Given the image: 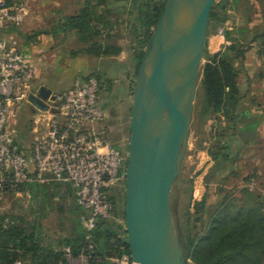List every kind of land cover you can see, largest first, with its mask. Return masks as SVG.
<instances>
[{"label":"rangeland","instance_id":"374dc122","mask_svg":"<svg viewBox=\"0 0 264 264\" xmlns=\"http://www.w3.org/2000/svg\"><path fill=\"white\" fill-rule=\"evenodd\" d=\"M155 1L157 3L156 7L162 8L160 21L168 0ZM11 6L25 9L27 15L32 5L12 2ZM213 9H215L218 17L211 21L209 19L198 64L197 93L181 149L183 158L170 193L173 230L182 246L185 264H196L192 259L190 241L193 239L199 243L226 207H229L230 211L235 213H239L240 210L243 211L244 209H260V214L264 216V188L258 177L242 174L239 166L233 172H227L224 169L222 171L217 169L216 172L215 166L213 168L214 172L208 170L211 162L209 151L215 148L219 139L220 143L223 142L227 132L226 128L229 127L227 126L229 121L225 118V114H216L212 108L208 107L204 77L205 66L209 59L224 52L227 47L231 46L233 50H236L244 47L247 43L253 42L258 33L256 30L257 23L261 24V21H257L259 19L258 15L264 13V0H216ZM94 10H96L94 15L98 16V8L96 7ZM109 22L110 24H104V26L109 25V28L106 31H102V29L100 31L101 36L96 35L92 38V41L116 48H119L120 43H123V48L129 51L132 57L131 64L134 63L132 65L135 67L129 69L132 77L131 97L129 98V113L126 125L121 133L123 138L117 143H112V141L104 138L119 149L125 158L120 176L111 186L110 191L112 195L119 193L120 198L118 200L121 203V212L124 214L119 221L122 227L123 240L128 242L126 200L131 119L134 108L133 92L148 44L144 49L136 47L133 43L135 38L134 29H130V31L125 29L127 18L123 17L119 22L114 20ZM250 23L256 27L250 29ZM157 26L158 23L153 33ZM113 30L115 33L112 34ZM215 41L218 49L216 53L212 51V45L215 44ZM74 49L79 51L80 44L77 46L75 44ZM228 54L232 61L233 51ZM140 56V66L136 70ZM75 78L76 76H72L71 83L61 82L57 88L54 87V91L51 89L53 94L58 97L69 91ZM47 102L53 103L50 99ZM36 114L41 115V112L36 110L28 100L22 101L14 109L12 123L16 129L17 141L26 152L30 151L36 138L45 134V130L38 124L41 118L36 117ZM28 119L30 121L24 125V122ZM209 124H213L212 129ZM118 134L114 133V135ZM198 191H200L199 194ZM210 193L217 194L218 198V202L214 205L215 209L211 211L208 209L207 204L209 197L206 196ZM83 215L84 212L79 206L75 192L66 183L51 181L41 186H28L25 191L20 193H6L0 204V245L10 246L8 242L9 234L6 232L10 228L19 229L22 232L21 237L25 239L22 254H24L23 258L26 259V263H28L32 251L38 252L41 257L48 255L50 259L48 261L52 263L53 259L51 258L53 256H50V251L61 250L66 253L68 264H87L88 260L82 257L81 252L78 255L74 254L80 250L84 241ZM22 242L21 238L17 240V244H22ZM112 262L116 264H134L131 253L130 255H123L121 259L113 258Z\"/></svg>","mask_w":264,"mask_h":264},{"label":"water","instance_id":"95a60500","mask_svg":"<svg viewBox=\"0 0 264 264\" xmlns=\"http://www.w3.org/2000/svg\"><path fill=\"white\" fill-rule=\"evenodd\" d=\"M184 1L168 0L148 43L133 92L126 225L134 264H185L173 230L170 193L183 158L181 149L197 93L198 64L216 0H202L195 13L187 11L174 25V12ZM197 33L203 36L200 48L181 62L185 43ZM145 69L148 72L143 76ZM49 99L53 101L56 96L44 86L38 95L30 94L28 102L39 112H47ZM167 225L169 233L164 232Z\"/></svg>","mask_w":264,"mask_h":264},{"label":"built area","instance_id":"2783aa9c","mask_svg":"<svg viewBox=\"0 0 264 264\" xmlns=\"http://www.w3.org/2000/svg\"><path fill=\"white\" fill-rule=\"evenodd\" d=\"M25 16V9L0 0V204L6 193L21 186L51 181L70 184L79 205L88 211L83 223L90 251L97 220L112 216L109 190L125 158L95 128L106 116L99 105L101 85L95 77L76 78L69 91L47 102L49 111L41 112L38 123L46 133L36 138L29 152L18 143L14 109L30 94L39 93L33 89L35 69L30 57L16 39L6 36ZM82 257L89 260L91 255L83 252Z\"/></svg>","mask_w":264,"mask_h":264},{"label":"crops","instance_id":"0c3cea01","mask_svg":"<svg viewBox=\"0 0 264 264\" xmlns=\"http://www.w3.org/2000/svg\"><path fill=\"white\" fill-rule=\"evenodd\" d=\"M12 2L32 5L24 21L7 31L6 36L16 39L21 50L30 57L35 69L33 89L40 90L45 86L54 91L61 82L71 83L72 76L83 80L98 78L101 85L99 105L106 116L95 128L112 143L121 141L131 97L132 77L129 69L135 68L123 43L119 45L121 51L118 54L98 57L88 53L89 43L78 38L77 30H68L61 25L63 21L78 15L85 7L86 0ZM258 16L257 21H261L262 25L257 23L256 38L244 47L233 50L231 63L237 72L240 97L234 118L227 119L229 127L221 142L225 144L226 152L220 169L233 172L239 166L242 174L258 177L264 188V13ZM124 18L128 19V16ZM254 27V24H249L250 29ZM125 29L130 31L129 24ZM111 33H115L114 30ZM75 44H80L79 51L74 49ZM216 44L215 41L212 45L214 53L218 52ZM209 125L212 129L213 124ZM43 129L46 133V129ZM115 132L119 134L114 135ZM217 143H220V139ZM210 160L208 170L213 171L215 166L217 172L216 162L212 157ZM206 196L209 197L208 209L214 210L218 202L217 194Z\"/></svg>","mask_w":264,"mask_h":264},{"label":"trees","instance_id":"16d2710c","mask_svg":"<svg viewBox=\"0 0 264 264\" xmlns=\"http://www.w3.org/2000/svg\"><path fill=\"white\" fill-rule=\"evenodd\" d=\"M7 1L11 6L12 0ZM156 4L155 0H86L85 7L79 14L63 21L61 25L68 30H77L81 39L89 43L88 53L100 57L118 54L121 48L95 43L92 38L96 35L101 36L100 31L102 29V31H106L109 28V25L104 26V24H110L109 21L112 20L119 22L123 17L128 16L129 29H134L135 32L133 43L138 49H144L161 16L162 8L156 9ZM96 7L99 14L96 15L97 17L94 15ZM217 17L218 15L213 9L210 21ZM230 51H233L231 46L209 59L204 70L207 105L216 114H225L226 119L234 118L240 97L237 72L228 54ZM140 61L141 56L138 58L136 70L139 69ZM29 121V119L25 121L24 125ZM225 152V144L221 143L209 151L218 169L222 166L221 162L224 160ZM27 187L21 186L17 191L8 193L23 192ZM119 198V193L112 195L109 190V199L114 207L112 218L97 220L95 228L91 232L94 249L90 251H88V232L84 227L83 245L74 254L78 255L80 252L90 254L91 258L87 264H116L112 262L113 258L121 259L125 254L130 255L129 245L127 241L123 240L119 221L124 216L121 212ZM80 208L84 212L82 219L86 218L88 211L81 206ZM259 211L260 209H244L235 213L230 211L229 207L222 210L207 235L199 243L193 239L190 241L194 262L196 264H264V216ZM6 233L9 234L10 246L0 245V262H2L0 264H14L16 261H21L23 264H68L66 253L61 250L50 251V256H53L52 263H49L48 255L41 257L38 252L32 251L30 259L26 263V259L23 258L24 254H22L25 241L24 237H21L22 232L19 229L10 228ZM20 238L23 242L17 244V240Z\"/></svg>","mask_w":264,"mask_h":264},{"label":"bare ground","instance_id":"6f19581e","mask_svg":"<svg viewBox=\"0 0 264 264\" xmlns=\"http://www.w3.org/2000/svg\"><path fill=\"white\" fill-rule=\"evenodd\" d=\"M201 2L202 0H185L184 1V4L182 6L181 9H177L175 12H174V17H173V23L174 25H177L181 19V17H183L187 11L191 12V13H195L200 5H201ZM203 41V36L199 33L193 35L190 40H188L184 47H183V51L180 55V60L181 62H186L188 59H190L193 54L200 48L201 46V43ZM151 60H152V63L154 64V70H155V73L157 72V65H156V61H155V58H154V55L152 54V57H151ZM148 70L145 69L143 71V76H145L147 74ZM146 83V82H145ZM160 97H162V94L161 93H157ZM139 156L142 157V152L139 151ZM144 165L145 167L147 168V162L144 161ZM153 195V192L150 191L148 192V196L151 198ZM165 233H169L170 232V227L167 225V227L165 228L164 230Z\"/></svg>","mask_w":264,"mask_h":264},{"label":"flooded vegetation","instance_id":"af4514ba","mask_svg":"<svg viewBox=\"0 0 264 264\" xmlns=\"http://www.w3.org/2000/svg\"><path fill=\"white\" fill-rule=\"evenodd\" d=\"M156 9H158V7H156Z\"/></svg>","mask_w":264,"mask_h":264}]
</instances>
